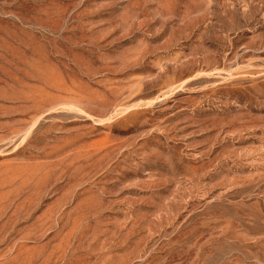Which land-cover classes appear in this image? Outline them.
<instances>
[{
    "label": "rangeland",
    "instance_id": "obj_1",
    "mask_svg": "<svg viewBox=\"0 0 264 264\" xmlns=\"http://www.w3.org/2000/svg\"><path fill=\"white\" fill-rule=\"evenodd\" d=\"M0 264H264V0H0Z\"/></svg>",
    "mask_w": 264,
    "mask_h": 264
}]
</instances>
